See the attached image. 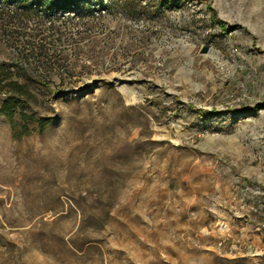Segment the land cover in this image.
I'll list each match as a JSON object with an SVG mask.
<instances>
[{"label":"rangeland","instance_id":"rangeland-1","mask_svg":"<svg viewBox=\"0 0 264 264\" xmlns=\"http://www.w3.org/2000/svg\"><path fill=\"white\" fill-rule=\"evenodd\" d=\"M0 64L50 123L0 117V264H264V0H0Z\"/></svg>","mask_w":264,"mask_h":264},{"label":"trees","instance_id":"trees-1","mask_svg":"<svg viewBox=\"0 0 264 264\" xmlns=\"http://www.w3.org/2000/svg\"><path fill=\"white\" fill-rule=\"evenodd\" d=\"M13 68L12 65L0 64V97L3 98L0 117L11 123L20 118L25 125L24 134H28V124H36L41 131H45L49 121L37 119L28 112V107L36 100V96L30 86L17 77Z\"/></svg>","mask_w":264,"mask_h":264},{"label":"crops","instance_id":"crops-1","mask_svg":"<svg viewBox=\"0 0 264 264\" xmlns=\"http://www.w3.org/2000/svg\"><path fill=\"white\" fill-rule=\"evenodd\" d=\"M248 177L253 178L255 176V179L257 180L258 185L264 186V170L263 169H250L247 174ZM259 194L264 195V192L259 191ZM249 216V215H248ZM250 217V216H249ZM245 221H248V219H245ZM264 225L262 223H257L256 225L252 223H247L245 225L242 224V231L246 233L247 236V242L251 245H260L262 238H264ZM261 229L260 233L259 230ZM257 230V231H256ZM257 232V233H255ZM256 234V235H255ZM252 239V241H250Z\"/></svg>","mask_w":264,"mask_h":264}]
</instances>
